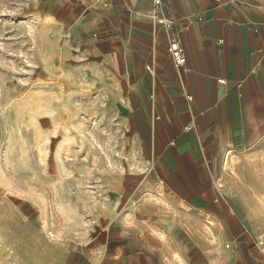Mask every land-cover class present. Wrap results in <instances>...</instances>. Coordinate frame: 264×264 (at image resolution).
I'll use <instances>...</instances> for the list:
<instances>
[{
  "label": "crops",
  "instance_id": "0c3cea01",
  "mask_svg": "<svg viewBox=\"0 0 264 264\" xmlns=\"http://www.w3.org/2000/svg\"><path fill=\"white\" fill-rule=\"evenodd\" d=\"M23 2L31 61L45 77L78 79L87 111L129 140L102 199L83 202L86 217L61 211L53 227L26 197L57 246L50 264H264V0ZM38 97L41 140L58 138L62 156L79 121L61 119L52 90ZM53 173L72 207L70 171Z\"/></svg>",
  "mask_w": 264,
  "mask_h": 264
},
{
  "label": "rangeland",
  "instance_id": "374dc122",
  "mask_svg": "<svg viewBox=\"0 0 264 264\" xmlns=\"http://www.w3.org/2000/svg\"><path fill=\"white\" fill-rule=\"evenodd\" d=\"M26 15L23 0H0V264H26L31 256L52 263L57 246L43 228L46 219L26 197L44 204V217L53 227L62 223L61 211L86 217L84 201L102 199L109 173L125 164L129 142L125 129L87 111L88 96L81 92L78 79L45 77L31 61ZM50 90L61 119L79 121V138L62 156L60 140L43 143L38 132L49 128V115L37 113L36 101ZM56 168L70 171V177L62 178L75 185L72 207L69 189L62 188L65 184H60L61 192L54 187ZM54 196L68 200V208L57 207ZM258 216L264 236V213Z\"/></svg>",
  "mask_w": 264,
  "mask_h": 264
},
{
  "label": "built area",
  "instance_id": "2783aa9c",
  "mask_svg": "<svg viewBox=\"0 0 264 264\" xmlns=\"http://www.w3.org/2000/svg\"><path fill=\"white\" fill-rule=\"evenodd\" d=\"M153 7L158 10L161 6V0H153ZM159 21L162 23L163 18L159 19ZM168 52L170 55V58H173L174 64L176 67H181L185 61L186 58H184L183 50L180 44L177 41H171L168 46Z\"/></svg>",
  "mask_w": 264,
  "mask_h": 264
}]
</instances>
